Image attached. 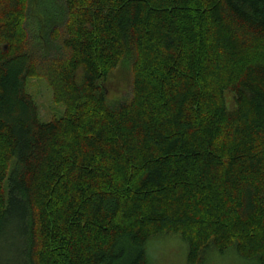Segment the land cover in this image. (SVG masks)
<instances>
[{
  "label": "trees",
  "instance_id": "16d2710c",
  "mask_svg": "<svg viewBox=\"0 0 264 264\" xmlns=\"http://www.w3.org/2000/svg\"><path fill=\"white\" fill-rule=\"evenodd\" d=\"M15 221L24 264H146L169 234L264 264V0H0V245Z\"/></svg>",
  "mask_w": 264,
  "mask_h": 264
},
{
  "label": "rangeland",
  "instance_id": "374dc122",
  "mask_svg": "<svg viewBox=\"0 0 264 264\" xmlns=\"http://www.w3.org/2000/svg\"><path fill=\"white\" fill-rule=\"evenodd\" d=\"M109 82L112 99L129 94L127 81H121L120 76L113 75ZM27 88L38 105L43 122L63 116L65 107L53 100L52 89L43 78L30 79ZM22 228L16 221L7 227L6 240L0 245V264H24ZM146 264H188V243L177 234L155 236L147 244ZM202 264H257V261L241 257L234 248L223 253L212 249L204 255Z\"/></svg>",
  "mask_w": 264,
  "mask_h": 264
}]
</instances>
